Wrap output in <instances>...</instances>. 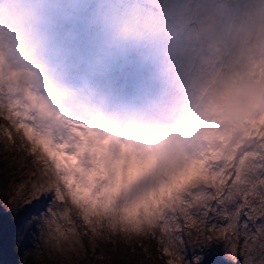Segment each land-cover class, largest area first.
<instances>
[{
    "label": "rangeland",
    "instance_id": "obj_1",
    "mask_svg": "<svg viewBox=\"0 0 264 264\" xmlns=\"http://www.w3.org/2000/svg\"><path fill=\"white\" fill-rule=\"evenodd\" d=\"M43 1L42 9L39 5L30 9L29 20L40 32L47 29L51 35L48 39H56L52 26L44 24L41 17L48 16V11L54 12L59 0ZM94 4L93 31L85 48L89 63L111 74L117 95L126 93L125 86L119 83L120 70L129 65L146 70L135 89L127 92L131 101L122 109L115 106L120 100L114 101L92 85L90 94L97 100L98 109L103 107L101 110L107 116L117 118L118 124L125 128L131 122L127 119L141 114L148 118V126L153 127L162 119L177 115L183 122L180 136L185 138L181 140L175 133L167 139L165 151H173V157L163 159L158 179L152 168L145 179L140 183L133 181L129 189L122 183L118 184L114 173L111 190L104 200L96 201V210L86 218H76L68 213L71 199L66 203H56L54 209L60 210L61 220H50L55 228L70 235L64 247L54 245L53 249L49 242H45L39 248L36 243L39 233L30 230L36 220L33 215L27 220L23 217L19 227L16 225L14 262L112 264L107 251L113 255L120 244L128 249V254L123 253L126 263L127 258L136 260L141 254H146L143 244L150 231L154 232L156 228L158 232L154 234L158 238L157 251L162 262L189 264L180 236L160 235L161 231L167 230L168 220H174L176 216L184 218L188 211H195L201 201L193 192L203 194L211 189L219 193L226 189L238 197L250 192L260 177L255 160L264 157V103L239 123L223 122L221 110L239 79L249 75L257 79L264 75V0H94ZM120 5L123 6L121 13ZM113 27L111 36L105 37V31ZM4 43L9 46L11 42L7 40ZM97 45L106 46L104 54L93 51L92 47ZM47 46L45 49V45H41L40 50H47V54L50 51L51 55L58 57L53 68L59 65L62 73L68 74L61 59V43H49ZM196 69L204 72L196 74ZM8 90L11 91L9 87ZM70 94L69 89L62 87L56 91L59 99H66ZM0 122V212L18 214L19 211L10 209L8 203L11 195L7 189L8 176L15 173L18 164H27L25 155L35 158V147L32 142L27 143V130L18 124L17 119L10 122L0 114ZM252 129L258 133L259 142L251 149L249 142L245 144L237 137L245 139ZM190 135L191 146L188 142ZM234 137V141H239L238 145L233 150L229 146L224 147ZM196 138L200 146L209 151L205 154L204 151L197 152ZM12 139L18 140L19 145ZM228 169H236L235 174H230V171L226 175H234L236 182L227 188L220 175ZM147 191L149 195L144 197ZM137 207L140 209L136 210ZM46 219L41 216L40 220L45 223ZM201 220L188 225L184 241L191 239L196 246H202L211 237L212 243L220 247L226 242L225 234L229 235L231 239L226 255L233 263L240 255V249L236 255L233 253L239 228L234 234L233 230L223 228L216 231L215 227L207 226V219L202 217ZM161 221L164 222L163 227H160ZM247 236L251 241L245 246L246 251L243 249L245 253L264 244V234L260 231L255 235L247 230ZM27 244L33 247V251H27Z\"/></svg>",
    "mask_w": 264,
    "mask_h": 264
},
{
    "label": "bare ground",
    "instance_id": "obj_2",
    "mask_svg": "<svg viewBox=\"0 0 264 264\" xmlns=\"http://www.w3.org/2000/svg\"><path fill=\"white\" fill-rule=\"evenodd\" d=\"M38 5L42 9L45 1L0 0V114H4L10 122L17 119L19 125L25 126L27 143L30 141L35 147V158L25 155L27 164L13 167L16 169L15 173L8 176L10 209L18 212L31 206L41 196L49 197L47 210L38 216L33 214V217L40 236L36 238L38 247L41 248L43 243L49 242L55 249L54 245L64 247L70 238L67 231L55 228L50 220H61L60 210L54 209L56 203H66L71 199L68 213L76 218H86L96 210V201L104 200L111 190L114 173L118 184L122 183L129 189L132 188L133 181L140 183L145 179L152 168L158 179L163 159L173 157V151H165L168 146L167 139L175 133L181 135L183 122L179 120V116L172 114L153 127L148 126V118L141 114L127 119L131 122L125 128L118 124L117 118L107 116L101 110L103 107L98 109L97 100L90 94L92 85L70 78L68 74L62 73L59 65L53 68V62H58V57L51 55L50 51L47 54V50H40L41 45L44 44L47 49L49 43H57L59 40L52 37L48 39L50 32L47 33V29L40 32L29 20V14L32 13L30 9ZM119 9L121 13L123 6L120 5ZM47 14L48 16L41 17L45 20L43 23L52 26L53 11H48ZM114 29L115 27L106 30L105 37L111 36ZM7 40L13 46L11 43L6 46L4 42ZM92 48L93 51L104 54L106 46L97 45ZM62 50L61 48L60 51ZM202 71L204 72L196 69L195 73ZM211 72L212 68L209 74ZM60 87L70 90L68 98L56 97V91ZM119 97L120 101L115 106L120 109L131 101V95H127V92ZM140 120H143L142 123ZM257 136L258 133L255 134L252 129L245 139L239 136L237 139H243L245 144L249 142L252 149L259 142ZM184 138L185 136H180L181 140ZM189 138L191 146V135ZM12 140L19 145L18 140ZM194 140L197 142V152L204 151L205 154L209 151L200 146L197 138ZM234 140L235 137L224 147L229 146L233 150L239 143ZM53 159L55 163H52ZM235 160L238 164V160ZM255 164L262 177L264 157L255 160ZM235 170L228 169L225 174L220 175V180L227 188L236 180L234 175H226L230 171V174H235ZM147 192L144 197H148ZM139 209L140 207L136 208ZM259 214L264 215V207L259 208L257 217ZM41 216L47 218L45 223L40 220ZM214 230L221 229L215 227ZM247 230L256 235L259 224L249 223ZM237 235L233 253L236 255L240 249L238 257L255 256L256 264H264V251L260 247L256 246L249 253H245V246L249 245L251 238L247 236L245 241V230L242 227ZM26 249L28 252L33 251L30 244L26 245ZM229 258L226 255V259ZM236 260L231 264H235ZM245 264L252 262L246 260Z\"/></svg>",
    "mask_w": 264,
    "mask_h": 264
},
{
    "label": "snow or ice",
    "instance_id": "obj_3",
    "mask_svg": "<svg viewBox=\"0 0 264 264\" xmlns=\"http://www.w3.org/2000/svg\"><path fill=\"white\" fill-rule=\"evenodd\" d=\"M94 0H59L56 10L52 14V27L56 38L62 45L61 59L70 78L77 81H85L93 85L102 94L111 97L114 101L120 99L113 89V81L110 73L95 64H91L85 54L87 38L93 31ZM119 83L123 84L126 92H131L146 75V70L135 65H129L118 72ZM52 163H55L53 159ZM231 181H229L230 183ZM193 195L200 199L195 211H188L186 217L176 216L169 219L167 230L161 231V237L180 236V242L184 244L185 259L189 264H231L226 259V248L231 236L225 234V244L218 247L212 243L211 237L207 238V244L196 246L194 240L184 241L185 229L192 222H202L201 218L209 221L208 227L233 230L243 228L245 241H247V228L249 223H258L259 231L264 234V215L257 217L259 208L264 207V177L253 186L250 192L234 196L228 190L219 193L209 190L208 193H196ZM191 202V201H190ZM50 198L41 196L28 208L19 210V216L25 220L33 214L40 215L47 210ZM27 214V215H25ZM164 226L161 221L160 227ZM31 231L36 230L33 222ZM199 234H197L198 238ZM264 249V244L260 245ZM167 252V249H165ZM246 260L256 264V257H238L235 264H245Z\"/></svg>",
    "mask_w": 264,
    "mask_h": 264
},
{
    "label": "trees",
    "instance_id": "obj_4",
    "mask_svg": "<svg viewBox=\"0 0 264 264\" xmlns=\"http://www.w3.org/2000/svg\"><path fill=\"white\" fill-rule=\"evenodd\" d=\"M23 216L18 214H8L0 212V264H15V255L17 251V239L15 238L16 225L21 224ZM155 229V233L158 229ZM150 231L147 240L143 244V249L146 254H141L136 260L123 258V253L128 254V249L118 244L114 249L113 255L109 253V260L112 264H164L157 249V235ZM117 261V263L115 262ZM135 261V262H134Z\"/></svg>",
    "mask_w": 264,
    "mask_h": 264
},
{
    "label": "water",
    "instance_id": "obj_5",
    "mask_svg": "<svg viewBox=\"0 0 264 264\" xmlns=\"http://www.w3.org/2000/svg\"><path fill=\"white\" fill-rule=\"evenodd\" d=\"M264 103V75L257 79L249 75L245 79H239L224 101L221 110L223 122L239 123ZM234 116H237L235 119ZM240 129V125L238 127Z\"/></svg>",
    "mask_w": 264,
    "mask_h": 264
}]
</instances>
